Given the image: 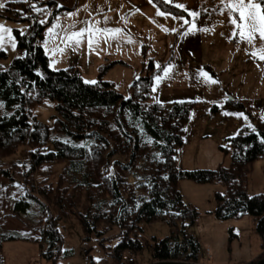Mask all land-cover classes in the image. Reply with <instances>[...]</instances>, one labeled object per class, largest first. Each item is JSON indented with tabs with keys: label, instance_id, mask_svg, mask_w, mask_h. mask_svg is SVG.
<instances>
[{
	"label": "rangeland",
	"instance_id": "rangeland-1",
	"mask_svg": "<svg viewBox=\"0 0 264 264\" xmlns=\"http://www.w3.org/2000/svg\"><path fill=\"white\" fill-rule=\"evenodd\" d=\"M7 1L0 0V5ZM37 1L25 8L24 14L40 22H48L54 8H67L57 13L43 31L42 45L52 70L75 67L85 82L92 83L98 79L103 66L112 64L105 70L103 80L111 82L127 98L133 80L149 72L146 67L152 62V100L166 107L175 101L195 102L178 149V166L182 170H211L221 163L228 165L229 155L220 146H226L228 138L241 128L254 129L257 119L264 121V59L259 55L264 40L259 33H254L252 40L240 38L239 29L232 23V20L240 22L239 13L226 7L230 0H164L174 6L184 5V8L174 7L179 12L162 11L150 0H50V5H40ZM254 2L264 7V0ZM191 12L198 15L193 17ZM0 25L11 29L10 33L0 32V50L5 53L0 58V68L6 70L20 55L15 30L25 33L30 20L13 21L0 16ZM89 26L93 28L91 47L88 32L78 42L68 40L71 33ZM49 28H53L52 33ZM97 28L120 31L96 32ZM232 99L241 101L244 108L227 101ZM54 106L55 102L48 99L29 105L31 119L37 118L49 128L48 148H52L54 139L81 144L59 130L57 118L60 116ZM5 113L9 112L0 101V115ZM29 152L30 146L22 145L16 152L0 157V169L8 170L11 175L10 178L0 175V234L14 236L2 242L3 264H54L40 255L41 244L45 245L42 228L49 221L58 227L63 238L61 248L66 251L57 258L58 264H114L105 246L115 243L117 228L98 222L102 236L85 241L77 216L87 206L83 203V193L73 196L77 203L72 209L66 206V201L62 204L64 210L54 202L57 182L61 191L71 183L72 176L64 172L67 159L44 163L31 170ZM106 153L100 158L107 156ZM154 154L157 150L153 147L149 156ZM125 156L128 157V152L116 153L110 160L128 161ZM148 160L137 161L129 172L122 174L125 195L142 194L137 183L146 178ZM263 168V158L251 164L246 186L248 195L264 192ZM102 177L95 174L93 179L100 181ZM178 188L184 202L198 212L190 231L200 243V255L188 263L255 264L264 258L253 216L228 219L216 216L214 194L224 191L221 184L182 178ZM106 189L103 187L98 194L103 195ZM35 197L49 212L48 220L41 223ZM19 199L27 200L29 208L14 213L13 202ZM141 224L142 248L136 254L126 252L133 261L123 264L162 262L152 259L151 245L153 238L169 235L168 223L159 220ZM101 243L105 245L103 248ZM89 255L93 263L89 262Z\"/></svg>",
	"mask_w": 264,
	"mask_h": 264
},
{
	"label": "trees",
	"instance_id": "trees-1",
	"mask_svg": "<svg viewBox=\"0 0 264 264\" xmlns=\"http://www.w3.org/2000/svg\"><path fill=\"white\" fill-rule=\"evenodd\" d=\"M37 2L51 4L50 0ZM150 2L162 11L179 12L174 9L176 6L164 0ZM27 7V0H9L0 9V16L6 19L30 20L25 33L15 30L20 55L13 59L8 69L0 68V101L9 112L0 115V157L28 145L31 170L44 163L67 159L64 172L72 176L71 183L61 191L57 182L54 202L58 203L57 208L64 210L62 204L66 201V206L72 209L77 203L73 196L83 193V203L87 206L79 210L77 216L85 241L102 236L101 222L117 228L112 246L101 243L102 248L109 249L108 255L114 264H121L126 252L136 254L142 248L141 223L159 220L168 223L170 232L164 238H153L152 259L178 262L198 259L200 243L190 231L198 212L183 200L178 188L182 178L197 183L221 184L224 191L214 194L216 216L221 219L253 216L264 249V192L250 196L246 191L251 164L256 159H264V121L257 119L254 129L241 128L228 138L226 146H220L224 154L229 155L228 165L221 163L211 170H182L178 166V149L183 143L184 125L195 102L175 101L166 107L152 100V62L146 67L149 72L133 80L127 98L111 82L103 80L105 70L112 64L103 66L98 79L92 83L85 82L75 67L52 70L42 45L43 31L57 13L67 8H54L49 21L40 22L36 17L24 14ZM1 57H5L2 50ZM45 99L55 102L54 109L60 116L57 118L59 130L81 144L54 139L52 148H48L49 128L37 118L31 119L29 110V105ZM227 101L244 108L239 100ZM153 147L157 154L150 157L149 150ZM104 152L107 156L101 159ZM127 152L128 161L110 160L116 153ZM146 158L149 159L146 178L137 183L142 194L125 195L122 174ZM1 174L11 177L4 168L0 169ZM95 174L103 175L102 180H94ZM103 187L107 189L99 195ZM34 199L39 209V223L48 220L49 212L44 203L38 197ZM28 208L27 200L13 202L14 213L25 212ZM59 214L62 217L60 210ZM48 224L42 228L46 245L42 255L57 264V258L66 251L61 248L63 238L58 227L54 221ZM7 238L14 237L0 235V264H3L2 241ZM89 262L93 263L90 255Z\"/></svg>",
	"mask_w": 264,
	"mask_h": 264
},
{
	"label": "snow or ice",
	"instance_id": "snow-or-ice-1",
	"mask_svg": "<svg viewBox=\"0 0 264 264\" xmlns=\"http://www.w3.org/2000/svg\"><path fill=\"white\" fill-rule=\"evenodd\" d=\"M179 8H184L185 6L182 4L176 5ZM3 7V5H0ZM230 10L239 13V23L236 20H232V23L239 29L240 38L243 40L247 38L249 40L254 39V33H259L260 39L264 40V8L259 3L254 2V0H230V2L226 5ZM159 15H164V13H159ZM71 15V14H69ZM190 15L193 17L197 16L198 13L191 12ZM55 27V26H54ZM49 33L53 32V28L48 29ZM96 32H111V33H118L120 29H95ZM0 32L10 33L11 29L5 28L3 25H0ZM84 32L89 33V47L92 45V33L93 28L89 26L85 29H80L79 32H73L71 35L68 36V40H76L77 42L82 37ZM2 38V37H0ZM256 55V53H253ZM259 55L261 59H264V48H261L259 51ZM164 71L167 73L168 69L165 68ZM159 79V77H157Z\"/></svg>",
	"mask_w": 264,
	"mask_h": 264
},
{
	"label": "water",
	"instance_id": "water-1",
	"mask_svg": "<svg viewBox=\"0 0 264 264\" xmlns=\"http://www.w3.org/2000/svg\"><path fill=\"white\" fill-rule=\"evenodd\" d=\"M153 264H193V263L178 262V261H162V262H156ZM255 264H264V258L259 259Z\"/></svg>",
	"mask_w": 264,
	"mask_h": 264
},
{
	"label": "bare ground",
	"instance_id": "bare-ground-1",
	"mask_svg": "<svg viewBox=\"0 0 264 264\" xmlns=\"http://www.w3.org/2000/svg\"><path fill=\"white\" fill-rule=\"evenodd\" d=\"M21 55H22V54H21ZM0 235H1V234H0ZM11 236L14 237L13 235H11ZM43 240H44V236H43ZM3 241H4V240H3ZM3 241H2V242H3ZM42 246H43V245L41 244L40 255H41V258H44L42 254L45 252L44 249H45L46 245H44L43 247H42ZM42 250H43V253H42ZM1 252H2V251H1ZM1 256H2V254H1ZM124 260H125V258L122 257V259H121L122 264H123ZM57 264H58V263H57Z\"/></svg>",
	"mask_w": 264,
	"mask_h": 264
},
{
	"label": "built area",
	"instance_id": "built-area-1",
	"mask_svg": "<svg viewBox=\"0 0 264 264\" xmlns=\"http://www.w3.org/2000/svg\"><path fill=\"white\" fill-rule=\"evenodd\" d=\"M28 3H33V0H28ZM208 249H206V251H207ZM124 258H125V260H124V262L123 263H129V261L130 262H132L133 261V257H131V256H124Z\"/></svg>",
	"mask_w": 264,
	"mask_h": 264
},
{
	"label": "crops",
	"instance_id": "crops-1",
	"mask_svg": "<svg viewBox=\"0 0 264 264\" xmlns=\"http://www.w3.org/2000/svg\"><path fill=\"white\" fill-rule=\"evenodd\" d=\"M44 48V47H43ZM45 50V49H44ZM46 53V52H45ZM47 55V54H46Z\"/></svg>",
	"mask_w": 264,
	"mask_h": 264
}]
</instances>
